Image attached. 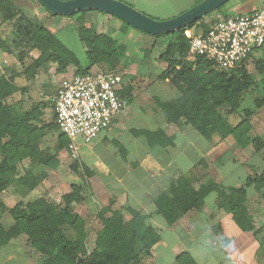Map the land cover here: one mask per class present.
<instances>
[{"label":"trees","instance_id":"obj_1","mask_svg":"<svg viewBox=\"0 0 264 264\" xmlns=\"http://www.w3.org/2000/svg\"><path fill=\"white\" fill-rule=\"evenodd\" d=\"M221 8L217 11H221ZM47 12L52 17L57 16ZM80 12L82 16L86 15L82 11L77 13ZM16 16L19 17L15 20ZM112 16L121 20L126 27H133ZM226 16L223 13L220 18ZM13 20L15 23L11 29L12 34L3 37L0 33V49L17 57L23 67L18 75L24 76L27 81L34 79L37 71L50 63L58 64V70L63 72L73 66L75 74L88 72L90 65H103L116 70L127 55V47L123 41L106 33H99L93 26L79 24L78 37L90 62L86 67L79 55L58 37L54 28L38 21L36 17L16 10L12 0H0V28ZM197 22L167 34L170 41L160 57L167 63V68L158 78L169 80L182 95L176 100L159 101V104L170 123L184 121L206 139L215 134L222 139L232 137L238 147L252 146L259 152L264 148V139L251 134L252 111L249 108L241 109L240 120L232 123L221 108H226L230 114L238 111L244 92L250 89L263 92L261 97L254 98V103L257 108L264 105V87H259L260 84L264 86V59L257 58L255 61L257 75L248 69L246 61L232 70H222L203 56H198L195 60L188 59L190 42L185 31ZM201 26L203 30L209 27L204 22ZM33 52L39 55L36 57ZM25 88L15 81V74L0 75V244L17 239L24 248L42 254L44 259L41 264H141L160 241L159 230L147 222L146 215L136 209L126 206L121 209L113 208L116 197L112 196L110 205L98 211L102 227L95 238L94 247L89 249L86 219L72 206L82 198V187L78 185H73L72 192L62 196L63 205L45 196L32 201H20L9 210L13 224L9 227L4 225L3 216L8 210L2 202V192L14 183L30 191L42 180L31 171L17 178L18 164L26 158H33L38 151L39 141L46 132V128L39 126L37 122L43 106L36 105L28 109L23 107L21 111H17L12 99L18 92L24 94ZM120 95L130 99V90L123 89ZM49 128L60 131L57 123ZM133 134L143 137L151 147L160 148L174 143L173 138L161 129L149 131L135 128ZM69 144L70 138L61 132L58 148L68 147ZM46 163L53 169L59 164L55 156L50 157V160L46 159ZM74 169H77L76 165ZM198 180L200 178L194 173L183 174L174 179L168 191H162L154 198L156 213L172 226L188 211L203 209L207 195L217 191L220 206L233 215L236 223L245 231L254 228L253 217L247 207V188L253 185L261 196L264 195V170L250 175L244 185L228 189L220 187L210 177L204 180L202 178L199 186H195ZM123 210L131 215L129 220L125 219ZM176 260L178 264H198L189 252L180 253Z\"/></svg>","mask_w":264,"mask_h":264},{"label":"crops","instance_id":"obj_2","mask_svg":"<svg viewBox=\"0 0 264 264\" xmlns=\"http://www.w3.org/2000/svg\"><path fill=\"white\" fill-rule=\"evenodd\" d=\"M122 1L151 17L169 19L186 11L201 0ZM262 1L232 0L229 9L235 13L234 15L251 13L261 6ZM224 6L226 5L222 6V11L216 10L209 17L216 20L221 19L223 13L227 16L232 15V13L223 10ZM101 12L88 11L86 19L88 20L89 15L108 16L110 18L109 22L112 23V26L107 27L109 31L105 33L118 40L122 37L121 40L127 47V55L122 65L125 66L127 73L134 74L140 68L145 71L154 67L160 69L156 76V81L159 83H155L154 87L155 100L159 108L148 107L151 109V116L146 115L148 108H142L144 115L138 116V123L135 126L131 125V116H123V112L127 104L133 101V97L128 102L127 98L121 95L127 101L125 108L113 119L111 126L103 130L91 144L86 145L80 139L78 157L74 158L69 146L58 148V137L61 132L49 127L56 124L52 102L53 96L57 92L61 81L75 73V68L69 66L63 72L58 70V64H46L37 71L35 78L30 81H27L24 76L18 75L23 67L21 69L19 67V70H16L15 67L3 70L0 75L15 74V81L20 86L26 87L24 94L18 92L12 99L16 103L17 111H21L23 107L26 108L27 106L29 108L36 105L43 106L40 108L42 114L39 115L37 122L39 126L46 128L45 136L39 141L38 151L35 152L33 158H26L18 164L19 174L17 175V178H19L27 171H31L41 177L42 180L36 188L30 191L14 183L2 192L1 199L8 210L3 216L4 225L9 227L13 224V218L10 216L9 210L20 201H32L45 196L63 205L62 196L72 192L73 185H78L82 187L80 193L82 198L75 201L72 206L77 213L86 219L88 238L94 231L91 230L93 219L99 220L98 211L102 207L110 205L112 196L116 197L113 208L121 209L127 205V207L136 209L146 215L147 222L159 230L161 234L160 241L153 247L151 254L143 259L141 264H178L176 258L182 252H189L198 264H264V195L262 196V202L259 203L261 195L253 185L247 188V207L252 214L254 225L251 231L243 230L236 223L233 215L225 207L220 206L217 191H212L207 195L203 209L188 211L172 226L156 213L154 198L160 192L168 191L174 179L183 174L196 172L199 166H202L199 171L200 174H194L200 180L195 183V186H199L202 178L204 180L206 177H210L225 189L244 185L248 177L255 173L252 169H258L259 167L251 161L255 149L252 146L247 148L238 147L232 137L222 139L218 134L206 139L184 121L178 123L168 122L159 101L176 100L182 95L169 80L158 78L167 68V63L161 60L160 57L165 51L170 37L167 35L155 36L135 27H126L121 20L114 18L112 14ZM62 16H54V21L53 17H48L49 22L53 21L49 26L54 28L56 34H58V30L71 24L78 37V23L71 17ZM87 20L84 24L91 26ZM57 23H60L58 28L54 27ZM191 28L194 29L195 27ZM78 40L80 41L79 37ZM62 41L64 43V40ZM157 45H160V48ZM144 51L145 53L149 51L151 54L148 60L144 59L147 66L142 67L132 62L129 64L127 58L132 57V53H142ZM254 53H258L257 57L254 56ZM32 54L36 57L39 55L37 52ZM4 55L10 56L12 54L4 53ZM143 56L146 57L147 54ZM257 58L264 59V45L253 52L246 64L251 59L256 61ZM18 63L21 65L20 62ZM95 66L89 71L108 70L122 73L117 70H110L105 66L102 69L97 65ZM147 72L150 73L147 77H152L153 71ZM124 74L126 73H123V76H125ZM34 83L38 87H34ZM125 84L124 80L119 93H121ZM245 108H249L253 113L258 109L263 110L264 105L259 108L256 106H246ZM224 115L228 117L227 114ZM255 120L254 117H251L253 127L251 134L261 136L258 132L259 125ZM135 128L149 131L164 130L168 136L173 138L174 143L160 148L151 147L143 137L133 134ZM249 153L250 155H248ZM229 155H232L231 158ZM52 156H55L59 162L55 169L46 163V159L50 160ZM244 157L245 160H242ZM75 165L77 166L76 170L74 169ZM176 173H178V176ZM53 175L57 176V185L67 188L65 193L57 198H51L52 195L50 189H48L47 181L52 179ZM43 191L45 195L42 193ZM91 205L95 209L91 210L89 208ZM89 219L92 222L88 226ZM101 227L100 222L96 231H94L96 237ZM43 259L42 254L29 251L17 239H12L6 244H0V264H41Z\"/></svg>","mask_w":264,"mask_h":264},{"label":"built area","instance_id":"obj_3","mask_svg":"<svg viewBox=\"0 0 264 264\" xmlns=\"http://www.w3.org/2000/svg\"><path fill=\"white\" fill-rule=\"evenodd\" d=\"M188 59L203 56L224 70L247 61L264 45V0L251 13L229 15L211 23L207 30L188 28ZM124 76L108 70L88 71L64 78L53 96L56 123L70 138L69 149L78 157V139L91 144L108 129L127 101L119 93Z\"/></svg>","mask_w":264,"mask_h":264},{"label":"rangeland","instance_id":"obj_4","mask_svg":"<svg viewBox=\"0 0 264 264\" xmlns=\"http://www.w3.org/2000/svg\"><path fill=\"white\" fill-rule=\"evenodd\" d=\"M12 2L15 5L16 10L19 9L20 11H22V13L29 14L32 17H36V19L38 21H40V22L42 21L47 26L52 24L54 21V17H53V21L49 22L48 17H52V16L49 15L47 10L38 2V0H12ZM231 3H232V0L230 2H227L226 4H224L226 6L223 7V10L224 11L226 10L230 14L232 13V15H234L235 13H233V11L231 9H229ZM101 13H103V12H101ZM95 15H98V14H95ZM209 16L210 15H207L204 17L203 21L197 22V24L193 26V27H195L194 29L202 28V26H201L202 22L210 25L211 23L216 21L215 18H212ZM18 17L19 16H16L15 20ZM62 17H71V19H74L75 22L78 23V25L85 23L87 20L86 19L87 16L86 15L82 16L81 12L76 13L72 16H62ZM109 19L110 18L108 16L97 17V16H90L89 15L87 22L89 25L93 26L99 33H105V32H108L109 28L112 26L111 25L112 23L109 22ZM15 20H13L12 22L5 23L4 26L2 28H0V33L3 35V37L4 36L7 37L8 35L10 36L12 34L11 29L14 26L13 23H15L14 22ZM60 23H63V22H60ZM60 23H57L56 26H54V27H57V28H58V26L60 27ZM87 27H90V26H87ZM107 27H109V28H107ZM57 35L59 38L64 40V43L69 48H71V50L75 51L79 55L83 65H85L86 67L90 65V62L86 58L85 48L83 49V46H82L81 42L78 40V37L76 36L74 28L71 24H68L65 26V28L58 30ZM121 38L119 39L120 41H122ZM10 39H12V38H10ZM157 46H158V48H160V45H157ZM146 52L147 53H145V51L142 53H135L134 52V53H132L133 54L132 57L127 58V61H129V64H131V62H132V63H136L142 67L147 66V64L144 63V59L146 58L148 60V58L151 57V54L149 51H146ZM259 53H261V52H259ZM144 54H147V56L146 57L143 56ZM257 55H258V53H254V56L257 57ZM147 60H146V62H148ZM18 62L19 61L15 55L7 56V55H4V52L2 50H0V74L2 73L3 70L8 69L9 67L10 68L15 67L16 70H19V67L21 69L22 66ZM155 65H156V63H155ZM97 66L101 67V69H102V67H104L103 65L102 66L97 65ZM92 67H96V66L90 65V69ZM247 67L254 75L258 74V70L256 69V64H255L254 59H251L249 61V63L247 64ZM127 69H128V67H127ZM116 70L122 72L121 74L126 73V74H124L126 76V78L124 76V78H125L124 80H125L126 84H125L123 89L128 88L130 90L129 97L130 98L133 97L132 98L133 101H131V99L127 98L128 102L129 101H131V102H129L127 104V106L123 112L124 113L123 116L124 115H130L131 116L130 124L135 126L138 123V116L144 115L142 108H144V107L145 108H148V107H151V108L156 107L157 108L158 107L157 102L155 100L156 96L154 94V89H155L154 87H155V83H159L156 81V78H157L156 76L160 72V69L158 67H154L153 69H149V70L145 71L144 69L140 68L139 71H135L136 73L134 72V74L133 73L130 74V73H127L125 66L122 65V66L118 67ZM147 71H153L154 75L151 74L152 77L148 78L147 76H148L149 72H147ZM21 84H23V82H21ZM34 87H38V85L34 83ZM259 87L263 88L264 86H263V84H260ZM243 95H244V97L242 100L241 108L238 111L230 114V113H228V110L226 108H224V107L221 108V110L225 114L228 115V118L231 121H233V123H236L240 120V110L241 109L245 108L246 106L247 107L248 106H254L255 107L254 98L256 96L261 97L263 95V92H260V91L255 90V89H250L248 91H245ZM28 108L29 107L27 106L25 109H28ZM149 110L148 111L146 110V115L151 116L152 115L151 109H149ZM252 117H254V119H256L255 121H256L257 125H259L258 126V132L260 133L261 137L264 139V109L263 110L258 109L256 111H254ZM78 143H81L80 139H78ZM253 152H254V154H252L253 158L251 159V161L254 162L256 165H259V167H258V169H252V170L255 173L256 172L260 173L261 171L264 170V148L259 152H256L255 150H253ZM248 155H250V153ZM231 156L232 155H229L230 158H231ZM223 160H225V159H223ZM242 160H245V157ZM201 169H202V166H199L196 169V172H194V173L199 175L200 174L199 171ZM176 175L178 176V173H176ZM57 181H58V179H57V176H55V175L52 176V179H48V181H47L48 182V189H50L49 190L50 194L53 196V197L51 196V198L59 197L60 195L65 193V190L67 189L66 187H62V186L57 185L56 184ZM56 187H58V188L56 189ZM69 190H71V189H69ZM42 193L44 194V191ZM262 199H263L262 196H260L259 203L262 202ZM126 207H127V205H126ZM89 208L91 210L95 209V207H92V205ZM123 213H124L125 219L129 220L131 215L126 210H123ZM88 221L89 222L87 225L89 226V223L92 221H91V219H89ZM92 223H93V225L91 226V230L96 231V228H97L98 224L100 223V221L98 219H93ZM94 231L92 232L91 235H89V238H88L87 246L89 249H92L95 245L94 242H95V238H96V233Z\"/></svg>","mask_w":264,"mask_h":264},{"label":"water","instance_id":"obj_5","mask_svg":"<svg viewBox=\"0 0 264 264\" xmlns=\"http://www.w3.org/2000/svg\"><path fill=\"white\" fill-rule=\"evenodd\" d=\"M55 15L72 16L79 11L110 13L140 31L152 35H167L187 28L216 11L230 0H201L179 15L169 19H157L147 15L122 0H38Z\"/></svg>","mask_w":264,"mask_h":264}]
</instances>
